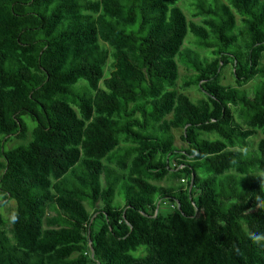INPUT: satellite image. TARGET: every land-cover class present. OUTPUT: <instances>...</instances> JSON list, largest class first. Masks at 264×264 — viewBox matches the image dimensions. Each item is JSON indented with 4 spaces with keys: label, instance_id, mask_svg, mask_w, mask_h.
Returning <instances> with one entry per match:
<instances>
[{
    "label": "trees",
    "instance_id": "1",
    "mask_svg": "<svg viewBox=\"0 0 264 264\" xmlns=\"http://www.w3.org/2000/svg\"><path fill=\"white\" fill-rule=\"evenodd\" d=\"M182 1L0 0V264H264V0Z\"/></svg>",
    "mask_w": 264,
    "mask_h": 264
},
{
    "label": "rangeland",
    "instance_id": "2",
    "mask_svg": "<svg viewBox=\"0 0 264 264\" xmlns=\"http://www.w3.org/2000/svg\"><path fill=\"white\" fill-rule=\"evenodd\" d=\"M225 0H223L224 2ZM193 3H195V0H184L182 2H179L177 5L182 9V11L184 12V14L187 17V20L189 22L192 23H198L199 22V18H194L192 15L194 13V7H193ZM238 25H239V19H238ZM185 49L190 50L192 52H196L197 54H199L200 58L205 59V58H211V51H205L201 48H199L195 41L194 38H192V36L190 34L187 35V38L185 40V44H184ZM231 49L228 50V52H230ZM178 67H179V80H178V91L180 93H184L187 97H189V99L192 102H196L200 99L203 98V94L198 90V88L196 86H192L190 88H188L186 91L181 90L182 85L184 84V82H186L188 80V78L192 77V75H194L193 71L188 70L185 65L181 62L178 61ZM260 79H256L254 81H252L251 83H249L248 85H246L245 87H243L241 90L245 91L246 93H248L249 95L255 94L257 92H259L261 90L260 87ZM222 85L225 87H236L235 83H234V77L232 75V68L230 66H228L226 69L223 70V81H222ZM241 93V92H239ZM24 122L28 125V127L30 129L34 128V123L30 120L29 117H24L23 118ZM181 136V132L180 131H174V138H175V146L178 149H183L186 145L181 141L180 139ZM209 139H214L213 136L211 137H207ZM263 139L262 135H257L253 138L250 139L251 141V149H256L258 142ZM23 143L16 140V139H10L9 142L7 143L6 147L8 149L10 148H14L18 145H22ZM124 147V146H122ZM123 153V151H122ZM121 156V155H119ZM112 168H114V166H111ZM155 184V183H154ZM157 185L160 186H170V185H177L176 182H163V183H156ZM123 198L124 196L121 197V199H116L115 203L118 202L121 205H123ZM2 201V196L0 195V202ZM171 204L168 203H164L162 205L159 206V210L160 213H166L167 211H169ZM16 212V203L14 200L9 201V202H5L3 204V207L0 208V214L3 216L5 222H6V226H5V231L8 234V236H10V231H11V222H12V218L14 213Z\"/></svg>",
    "mask_w": 264,
    "mask_h": 264
},
{
    "label": "built area",
    "instance_id": "3",
    "mask_svg": "<svg viewBox=\"0 0 264 264\" xmlns=\"http://www.w3.org/2000/svg\"><path fill=\"white\" fill-rule=\"evenodd\" d=\"M183 183H186L185 181L182 180Z\"/></svg>",
    "mask_w": 264,
    "mask_h": 264
}]
</instances>
